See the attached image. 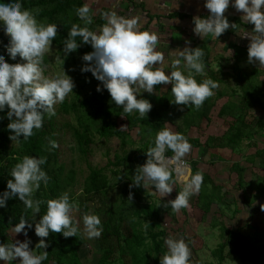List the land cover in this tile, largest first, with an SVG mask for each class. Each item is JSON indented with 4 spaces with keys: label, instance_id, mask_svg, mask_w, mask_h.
I'll list each match as a JSON object with an SVG mask.
<instances>
[{
    "label": "trees",
    "instance_id": "obj_1",
    "mask_svg": "<svg viewBox=\"0 0 264 264\" xmlns=\"http://www.w3.org/2000/svg\"><path fill=\"white\" fill-rule=\"evenodd\" d=\"M21 2L24 8L39 10L34 11L38 21L58 24V31L53 44L58 47V54L62 58L60 65L63 71L65 70L73 78L75 87L72 97L65 98L63 102L59 103L55 115L49 117L45 114L43 126L40 129H34L33 135L27 139H23L21 136L19 142H13L9 138L11 130L7 128L9 123L6 116L7 108L0 112V117H4L0 119V194L6 190L7 180L11 178V169L25 155L47 158L46 163L41 167L47 172L50 179L46 185L41 181L40 188L33 193L34 200L46 201L65 192L68 193L72 189L76 180V171L67 169L65 163L59 162L58 147L52 148L49 143L50 140L58 143V135L61 131L71 132L75 144L74 150L84 157L90 154L96 136L104 140L118 137L122 142L123 153H116L114 160L107 164L108 168L88 165L90 172L82 185L81 192L84 194V198L81 201L77 200L76 194H69L71 203L78 207L83 206L86 212L94 213L100 217L103 228L100 237L89 238L84 229L78 226L76 236L66 238L62 233H50L46 238L38 237L37 243L40 239L46 241L48 244L46 249L36 248V245L32 244L29 246L36 254H41L43 251L48 252L42 264H51V262L82 264L78 249L87 243L99 256V264H159L160 256L167 251L164 238L168 236V231L162 227L161 216L170 213L173 209L170 205L165 206L169 200H164L159 193L155 192L154 194L151 190L148 191L146 189L148 184L143 187H129L132 184L136 167L146 162L148 149L154 146L157 132L162 128H167L165 125L167 122L173 124L178 122L177 132L187 139L189 130L201 129L204 121H207L208 126L212 123V110L217 101L224 98H227L228 101L224 103L217 116H228L232 118V122H228L229 127L223 135H208L206 137L204 144L209 149L227 147L237 149L244 139L254 137L261 130H264V83L258 86L257 90L250 83L252 80L261 81L259 79L261 71L256 72L255 68L249 73H243V75L239 71L236 76L231 78L242 81V86H232L228 73L221 72V76L217 77L210 70L211 56L216 53V49L206 42L200 47L206 53L204 58L205 71L195 73L192 70V73L198 81L212 78L217 81V84L225 83L228 85L229 92L223 88H215L213 95L208 97L201 107L196 108L193 105L172 103L174 96L171 93L172 85L170 83L156 85L158 104L152 106L147 116H141L135 111L125 113L122 106H118L112 101L106 89L100 92L96 90L97 85L101 82L95 79L91 72H81L80 69L83 64L88 63L82 61L81 57L93 50L90 44L82 43L77 50L67 56L63 52L64 39L67 38L73 24H78L81 27L87 26L90 30L95 31L105 23V20L101 17L95 18L88 11L87 15L92 17V23L86 24L85 19L81 18L78 13V9L86 7L85 0H21ZM208 14L209 10L201 17H206ZM175 16L172 15L171 17ZM226 17L230 21V25H234L224 32L226 34H234L239 30L240 25L245 24L241 18L228 17L227 15ZM190 21L194 25L193 18ZM76 40L78 43L81 42V37H76ZM7 41L8 36L0 32V52L6 53L4 45ZM234 57H236L235 64H239L244 58L237 54ZM5 59L9 63H16L20 58L17 57V60H12L5 54ZM42 62H49L47 55H43ZM184 74L187 75L188 73L184 72ZM163 87H165V91H163ZM240 89L242 92H246L248 100L243 97L240 100L237 99V93L241 91ZM144 98L148 99V96ZM253 110H259L262 113L249 120V114ZM64 115H73L75 122L66 121L59 124L58 120ZM122 117L128 122L129 129L139 128L138 135L141 137V141L138 150L133 151V153H128L126 147L129 144H134V142L126 131L118 128V120ZM192 144L193 147H199L203 145V142L197 138L193 140ZM174 154L171 149H167L165 152V156ZM257 156L264 157V149L258 151ZM211 157L215 161L217 155L214 153ZM219 160H223V158L221 157ZM190 161L193 167V175L197 172L203 174V183L196 193L195 202L196 207L202 211L203 220L209 219V214H213L211 211L213 204L221 208H229L230 203H228L227 198L225 199L228 194L223 192V187L216 185L211 175L199 167L198 160ZM169 170L171 171L169 183L172 186L176 185V197L182 189L176 182L174 170ZM232 170L237 173L238 187L247 196L244 168L236 163L233 164ZM117 187L120 189V193L116 196L113 190ZM130 191L133 193L131 200H129ZM261 197L264 199V194H261ZM244 199L245 202L251 204L252 201L249 196ZM46 209V203H42L40 213H37L38 220L46 212ZM180 211L186 214V208ZM238 211V209L235 210V212ZM21 216L32 220L35 213L33 209L26 208L18 198L9 199L5 207H0V242L12 243L14 241L10 231L19 222ZM76 222L77 220L74 218V223ZM32 223L34 226L35 221ZM216 223L223 226L220 230L223 235H227L226 241L211 254L216 264H223L229 260L234 262L251 261L259 264L257 257L252 253L254 251L247 249L248 236L241 233L239 230L241 226L238 223L236 224L239 227H236L235 223L228 227L226 223L213 220L211 228L219 227ZM245 225H242V228H253L249 222H246ZM188 244L192 245L191 240H188Z\"/></svg>",
    "mask_w": 264,
    "mask_h": 264
},
{
    "label": "clouds",
    "instance_id": "obj_2",
    "mask_svg": "<svg viewBox=\"0 0 264 264\" xmlns=\"http://www.w3.org/2000/svg\"><path fill=\"white\" fill-rule=\"evenodd\" d=\"M230 4L242 12L243 21L254 25L252 31L242 36L250 38L248 62L264 67V0H204V7L209 10V14L206 17H193V32L200 37L209 34L220 37L230 27V21L224 14ZM34 11L39 10L24 8L21 0H0V27L8 36L4 45L6 53L0 52V112L7 108V128L11 130L9 138L13 142H19L21 136L27 139L33 135L34 129H40L45 114L49 117L55 115L54 105L63 102L75 87L73 78L65 70L53 78L43 76V55L57 35L58 24L38 21ZM87 12V7L78 9L81 18L90 25L92 17ZM102 17L106 22L95 31L87 26L73 24L64 39L63 52L67 56L82 43L90 44L93 50L81 57L82 61L88 62L83 64L81 72H91L101 82L96 90L100 92L106 89L112 101L122 106L125 113L135 111L141 116H147L153 105L140 96L141 90L151 94L156 85L170 83L174 96L172 103L193 105L196 108L213 95V89L218 86L217 81L212 78L198 81L192 73V70L195 73L205 71L206 66L201 59L204 54L202 48L171 50L169 54L174 59L170 67L176 70L165 71L164 54L157 50L158 35L142 30L140 17L121 16L115 11L104 12ZM78 36L81 37L79 43L76 40ZM5 54L12 60H17V57L20 60L9 63ZM181 58L190 70L187 75L177 68ZM49 143L52 148L58 146L54 140ZM167 149H171L178 160L191 150V144L182 134L170 128H162L156 134L154 146L147 151L148 159L136 167L130 188L151 184L161 194L167 195L173 191L169 183L171 171L165 156ZM46 159L25 155L15 164L10 172L11 178L7 180L6 190L0 194V207H5L9 199L18 198L26 208L40 213V205L46 203V212L35 222V234L40 238H46L50 233H62L66 238L76 236L78 222L74 223L72 212L78 206L70 202L67 192L46 201L33 199V193L40 188L41 181L46 185L50 179L41 167ZM188 167L192 166L189 164ZM175 174L179 181V174ZM202 183L201 172L185 178L183 189L175 199L167 201L165 206L170 205L177 212L189 207V197L200 190ZM132 197L130 191L129 200ZM35 220L36 217L29 220L21 216L13 230L16 234L23 232L27 237L28 230L33 228L32 221ZM83 224L89 238H98L102 234V223L98 215L85 213ZM164 242L167 251L160 256L159 264H192L191 251L184 238L170 234L164 238ZM30 244V239L0 242V261H15L19 258V264H42L48 252L36 254ZM47 246L44 239L36 244V248L41 249Z\"/></svg>",
    "mask_w": 264,
    "mask_h": 264
},
{
    "label": "rangeland",
    "instance_id": "obj_3",
    "mask_svg": "<svg viewBox=\"0 0 264 264\" xmlns=\"http://www.w3.org/2000/svg\"><path fill=\"white\" fill-rule=\"evenodd\" d=\"M85 1L92 2V6H96L97 10L95 9V11H93V15L101 17V19L103 18L102 14L107 11H115L117 12L118 15H121V13H124L129 16L130 13L128 9L129 7H132V4L129 3L128 0L126 2H124L125 0H113L110 3H107V1H102L98 3L93 2V0H85ZM138 1L140 4L144 3L143 0H138ZM145 1L148 2V0H145ZM168 1L169 0H166V2ZM195 1L196 3L197 1H203L204 3V0H195ZM178 3H182V2L178 1ZM90 8L91 7L89 5L87 7L88 11ZM133 8L134 7H132V12H134ZM137 11L141 12V10H137ZM206 12H208V9L203 10V14H205ZM195 16H201V15L199 13H196ZM141 21H142V18H141ZM169 23H170V19L168 18L167 19L161 18V19L153 20V22L151 23L147 21H144L142 23V30L146 29L151 32H155L158 35L159 39L157 43V50L164 54L165 71L176 70L170 67L171 62L174 59V57H171L169 54L171 50H174L177 48L183 49L184 47H190V48L201 47L206 42L211 43L212 39H214L215 37V35L212 36L211 34H209L207 37H200L196 35L193 32V28H194L193 24L183 31V30H179V27H174L173 23L171 24ZM244 25H246V23ZM249 25L251 29L253 30L254 25L251 23ZM0 32L1 34L4 33L5 35H7L4 32L2 27H0ZM245 32H247V30L245 31L240 30L239 33H245ZM222 38L223 36L219 38L220 41L218 42L217 46H220L222 44L223 42V40H221ZM229 49L233 51L226 54V58H224V55L221 54L222 51H220L221 50L220 48L218 50L220 52V53L218 52L219 54L217 53L211 56L210 70L217 77L221 76L220 75L221 72L228 73L229 77L231 78L233 76H236V73H239V71H241V75H243V73H247V72L249 73L250 71H252V69L248 68V66L246 67L245 65H242L244 64L242 63V61L239 64H235L236 57H234V55L236 54L238 56L244 55L243 52H241L242 50L240 51V48L235 50L234 46L232 45L226 48L225 51H228ZM203 53L204 54L201 59H202V62L204 63V58H205L206 53L205 52ZM44 55H47L49 62L41 63V67L43 69V76L48 77V78H53L58 74H62L63 68L60 65V63L62 62V58L58 54V47L52 43V45L45 51ZM230 55H231V58H230ZM177 68H179L180 70L182 69V71L187 72V73H189L190 71L187 68L186 63L183 60V58H181V64L178 65ZM238 68H240V70H238ZM255 70L256 72L260 71L258 68H256ZM260 80L262 81V78ZM231 81H232V84H231L232 86H236V87L242 86V81H238L237 79H233V78H231ZM261 81L252 80L250 81V83H252V85L257 90L258 86H260L263 83ZM217 85L218 86L216 88H223V89H226L227 92H229L227 88L228 85H226L225 83L217 84ZM163 91H165V87H163ZM157 95H158V90L156 89V87L154 88V92L151 94L148 92H143V89L141 90V94H140V96H143V97L148 96V99L153 100L151 101L153 106L158 104L157 99H156ZM140 96H138V98H140ZM71 97H72V92H70L65 98H71ZM242 97L245 100H248L247 99L248 95L246 94V92H242L241 90L240 92L237 93V99L240 100ZM227 101H228L227 98L217 101L216 106L212 110V120L213 121L211 124H209V126H208L207 121H204L202 123L201 129L189 130V133L187 135V140L191 144V150L188 153L184 154L183 156L189 162V164L191 162L190 160H195L199 158V162H201L200 165L202 164V168L207 169L208 166L210 167L211 161L209 159L211 158V156L209 157L210 154H209V151L207 150L208 147L203 143V145L196 148V147H193L192 142L194 139H197V138L201 140V142H204L208 135L222 134L224 127L228 126V122L230 123L232 122V118L228 116H223V117L217 116L218 112L221 110L224 103H227ZM59 103L60 102L54 105L55 110H57ZM255 112H258V111H253V113ZM260 113H262V111ZM214 120H217V121H214ZM66 121L75 122V117L73 115H64L58 120L59 124H63ZM177 123L178 122L174 124L167 122L165 125L167 128L172 129V131L177 132ZM118 128L122 131H126L131 137V140L134 142V144L127 145L126 149L128 153H133V151H137L140 145V141H141V137L138 135L139 128L136 127L134 129H129L128 122L126 121L124 117L118 120ZM57 145H58L57 147L59 151V158H58L59 162L65 163L67 166V169H74L76 171L75 183L72 189L68 191V194H76L78 201H81V199L84 198L83 197L84 194L81 192V189H82V185L84 184L86 177L88 176L90 172L88 165L97 167V168H101V167L108 168L107 164L110 161L114 160L115 154L123 153L122 142L120 138L115 137L111 140H104L96 136L95 143L91 146L92 150L90 154L86 157L81 156L76 150H74V147H75L74 139L71 135V132L67 130L61 131L59 133ZM217 152H219L217 156L218 155L223 156V154H221V150L215 151L214 153H217ZM190 166L192 165L190 164ZM211 167L215 168V166H211ZM222 171L224 170L222 169ZM181 172H182L181 170L178 171V174L180 175ZM226 172H229L228 168L226 169ZM189 176H190V172L188 173L187 178H189ZM224 176L226 177L227 174H225ZM234 181H235V177H231L230 185L227 186L229 190L231 189L233 190ZM176 182H178L181 189H183L184 181L180 178V180ZM172 187H173V191L167 195L161 194L158 191H155L153 185L151 184H148L146 186V189L148 191L151 190L154 194L155 192L159 193V195L163 197L164 200H171L175 197L176 185L175 186L173 185ZM113 193H115V195L117 196L120 193V189L118 187L115 188L113 190ZM196 197L197 195L195 193L189 197L190 206L186 208V214H184V212L182 211L177 212L174 210H172L170 213L163 214L161 216L162 227L168 231V236L172 234L176 238L182 237L185 239L187 244H188V240H191L192 245H189V244L188 245L191 251L190 259L192 261V264H199V262H201V264H216L214 259L211 257V254H213L214 251L218 250V247L220 244L226 241L227 235L222 234V231L220 229L223 226L221 224L216 223V225H219V227H217L216 229L215 227L211 228V224L213 223V220L217 222L226 223L228 227H230L232 223H235V226L239 227L240 225L239 219H241V221L244 223L250 220L251 218L249 217L245 218V214L241 215L238 212H235L236 209L240 210V208L234 203L235 202L234 201L235 195H234L233 197H228L229 201H231L229 208L228 207L221 208V207H218L216 204H213L211 208V211L213 214H209L210 215L209 219L203 220L202 211L198 207H196V204H195ZM85 213H88V212L84 210L83 206H80L74 209L72 212L73 218L77 220L78 226H80L82 229H84L83 216ZM35 217H36V220H35L36 222L38 221L37 213H35ZM251 220H250L252 222L251 226L256 227L257 224H254V223H258V222L263 223L264 213L258 214L257 212V217ZM236 223H238L239 225ZM182 225L184 226V228H181L183 227ZM254 227L253 228L239 227V230L241 231V233L247 234L248 237L250 238V240L247 239V243H246L247 249L254 251L252 253H254L255 256L257 257L259 264H264V239H260V235H263V232L261 230H258L257 232V229L256 228L254 229ZM10 234L12 235V238L14 239V241L15 240L24 241L25 239H30L32 245H36L38 241V236L35 234L34 226L32 230H28L27 237H25L23 232L16 234L13 229L10 231ZM257 237L259 238L257 239ZM78 253H79V258L82 264H99V259H98L99 256H97L94 253L93 248L88 243L79 247ZM0 264H19V258H17V260L15 261H6V262L0 261ZM51 264H56V263L51 262ZM223 264H255V263L251 261L234 262L232 260H229L227 262L225 261Z\"/></svg>",
    "mask_w": 264,
    "mask_h": 264
},
{
    "label": "crops",
    "instance_id": "obj_4",
    "mask_svg": "<svg viewBox=\"0 0 264 264\" xmlns=\"http://www.w3.org/2000/svg\"><path fill=\"white\" fill-rule=\"evenodd\" d=\"M102 1H107V3H110L113 0H93V2L95 3L102 2ZM126 1L127 0H125L124 2ZM143 1L144 3L140 4L138 0H128V2L132 4V7H134L133 8L134 12H132V7H129L128 9L130 13V14L128 13L129 16L124 13H121V16H126V17L138 16L140 17L141 24L144 21L151 23L153 22V20H157L161 18L162 19L168 18L170 19L169 24L173 23L174 27H179V30L184 31L185 29H187L189 26L193 24L190 21V19L195 17L196 13H199L200 15H202L203 10L206 9L204 7L203 1H197V3L195 0L194 1L193 0H177V1L169 0L168 2H166V0H148V2H146L145 0ZM178 1H181L182 3H178ZM89 5L91 7L89 9V13L91 12L93 14V11H95L96 6H92V2H86V7H88ZM137 10H141V12H138ZM224 14L225 16L227 15L228 17H238L242 19V12L237 11L231 4L229 8L225 10ZM172 15L173 16L176 15V16L171 17ZM94 17L96 18L98 16L94 15ZM141 18H142V21H141ZM244 23H246V25H240L239 30L236 31L234 34L224 33L226 35L221 34V36L218 38L215 36L214 39H212L210 44L216 49L215 54L219 52L218 50L220 48L221 49L220 51H222L221 54H223L225 58H226V54L231 52L230 49L228 51H225L226 48L232 45L234 46L235 50L240 48V51L242 50L241 52H243L244 54L242 55V57H244L242 60V63L244 64L242 65H245L246 67L248 66V68L250 69L258 68L261 71V73H259V79L262 78V81L264 83V67H260L258 63L252 64L248 62V44H249L250 38L242 37L244 36L245 33H239V32L240 30L242 31L247 30L248 32L250 30L252 31V29L249 25L250 23H247L245 21ZM211 35L214 36L213 34ZM222 36L223 38L221 40H223V42L220 46H217L218 42L220 41L219 38H221ZM230 58H231V55H230ZM253 111H258V112H255L256 113L255 114L253 113ZM253 111H251L249 114V117H248L249 120H252V117L253 116L255 117V115H260V112H261L259 110H253ZM214 121H217V120H214ZM229 123H228V126L224 127L222 134H211V135L213 136L223 135L228 129ZM263 149H264V130H261L254 137L244 139L241 145L237 149H233L229 147L223 148V149H219V148L209 149L208 148L207 150L209 151V154H210L209 157L213 155L215 151H219V150H221V154H223V156L218 155L215 161H213L211 157L209 159L211 161V164H210V167L208 166L207 169L202 168V164L200 165L201 162H199V167L202 168L205 172L209 173L211 177L214 179L215 184L218 186H222L223 192L228 194L225 197V199L226 198L228 199V197H233L235 195L234 201H237V203L235 204L240 208L238 213L241 215L245 214V218L249 217L251 219H255V217H257V212L258 214L264 213V199L263 197H261V194H264V157L257 156V152L261 150L263 151ZM218 153L219 152L215 154L217 155ZM221 157L223 158V160H219V158ZM196 160L199 161V158ZM236 163L239 164L240 167H243L245 170V173H244L245 185L247 187V193H248L247 196H249V198H251V201H252L251 204H248L247 202H245L244 198L247 196L244 195L245 193L237 185V182H238L237 173L232 170L233 164H236ZM211 166H215V168H212ZM227 168L230 173L226 172ZM222 169L224 171H222ZM225 174H227L226 177L224 176ZM231 177H235L233 190L232 189L229 190L227 187L230 185ZM258 197H261V198H258ZM227 201L228 203H231L229 199ZM239 220H240L241 227L242 225H245L246 222H249V223L253 222L252 220H251L252 222L248 220L243 223L241 219ZM254 224H257L256 227L253 226L254 229L255 228L257 229V232L258 230H261L263 232V235H260V239H264V220H263V223L258 222ZM258 238L259 237H257V239ZM248 239L250 240L249 237Z\"/></svg>",
    "mask_w": 264,
    "mask_h": 264
},
{
    "label": "built area",
    "instance_id": "obj_5",
    "mask_svg": "<svg viewBox=\"0 0 264 264\" xmlns=\"http://www.w3.org/2000/svg\"><path fill=\"white\" fill-rule=\"evenodd\" d=\"M176 155L173 156H166L167 158V166L169 167V169H173L175 170V172L178 174V171H180L181 169L188 167L189 163L188 161L182 156L180 157L178 160L175 159Z\"/></svg>",
    "mask_w": 264,
    "mask_h": 264
},
{
    "label": "bare ground",
    "instance_id": "obj_6",
    "mask_svg": "<svg viewBox=\"0 0 264 264\" xmlns=\"http://www.w3.org/2000/svg\"><path fill=\"white\" fill-rule=\"evenodd\" d=\"M181 171L182 172L179 176L184 181V179L187 178L188 173L191 172V168L187 167V168L181 169Z\"/></svg>",
    "mask_w": 264,
    "mask_h": 264
},
{
    "label": "water",
    "instance_id": "obj_7",
    "mask_svg": "<svg viewBox=\"0 0 264 264\" xmlns=\"http://www.w3.org/2000/svg\"><path fill=\"white\" fill-rule=\"evenodd\" d=\"M191 168V172H190V175L192 174V170H193V168L192 167H190ZM190 178V177H189Z\"/></svg>",
    "mask_w": 264,
    "mask_h": 264
}]
</instances>
